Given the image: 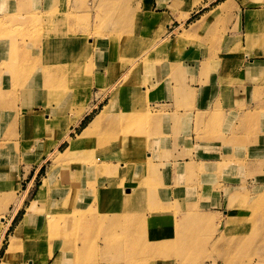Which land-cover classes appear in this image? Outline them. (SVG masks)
Instances as JSON below:
<instances>
[{"label":"rangeland","instance_id":"obj_1","mask_svg":"<svg viewBox=\"0 0 264 264\" xmlns=\"http://www.w3.org/2000/svg\"><path fill=\"white\" fill-rule=\"evenodd\" d=\"M45 1L49 5L47 10L33 12L29 8L32 0H0V78L14 80L13 98L16 106L21 103V90H26L25 88L32 84L43 95V112L38 114L31 110L32 112L23 116L22 125L25 128L29 125L36 130H42L40 126L43 120L48 118L47 115L55 121L56 125L51 131L58 128L60 134L52 136L41 134L40 131V137L45 136L47 139L43 152L50 160L47 166L50 164L64 166V169L71 165H80L87 171L97 166L99 160L105 163L109 159L103 167L113 169L124 164L119 185L121 194L118 197V191L114 192L116 189L112 188L113 194L107 189L94 205L85 206L83 199L87 194L80 181H83L85 176L91 178L93 172L88 176L87 172L83 173L80 181L78 178L81 189L75 192L73 198L66 204H59L65 200L62 196L61 200L54 199L52 186L47 194L48 202L40 206L39 212L45 210L41 225L37 221L39 218L37 215L28 234L23 235L27 239L29 236L40 234V242L36 238V245L31 239L28 248L24 250L20 247L19 254L17 253L12 264H30L29 261L32 260L36 264H264V190L255 188L253 191L248 185L246 190V186L242 185L243 189L237 188V191L229 196L226 193L220 205L215 192L210 193L214 190L213 183L209 184L212 187L206 193L207 196H199L185 202L178 197L179 192L166 200L152 198L149 194L152 183L142 180L144 186L142 188H146L144 193L131 197V202L127 199L129 195L126 198L125 182L129 171L134 168L140 170L142 166L145 170L150 168L152 110L144 107L149 105L148 98L157 88L156 82L150 77L154 75L157 63L165 60L162 49L168 46L170 41L174 52L180 54L184 47L196 43V37L191 36L190 31L185 29L183 33L176 35V32L167 36L161 43L160 33H163V28H156V33L149 30L143 14H137L136 9L131 6L132 0ZM222 1L224 0H219ZM10 5L11 8H5ZM202 13L204 12L196 14L191 21ZM262 14L264 15V12ZM159 23L157 19L150 21V24ZM207 35L209 36L206 39L207 43L219 42L214 37V30H210ZM254 35L264 40L263 28L255 29L252 36ZM132 36L136 37V42L139 39L142 51H148L147 53L140 55L130 53L128 45L132 41L130 39ZM252 36H248L249 40ZM101 38H108L110 49L113 51L119 49L121 44L126 51L124 54L116 53L111 56L107 69L108 79L106 85H103V91L108 87L112 90L110 101L116 94L117 101L109 113L108 122L101 129L102 134L97 131L93 139L74 155L64 154L69 147L68 140L53 152V147L50 146L52 140H61L66 134H70L69 127L73 124L79 125L77 130L70 134L72 138H76L109 100L108 98L100 104L91 105L93 97L91 75L94 64L90 48ZM63 39L64 45L68 44L66 48L68 53L70 49H76L75 55L61 53L65 48L58 46ZM158 41L160 43L157 45ZM76 42L78 46L74 48L73 43ZM53 44H57V47ZM159 56L163 59L161 60ZM62 57L68 59L64 67L59 65ZM44 66H47L50 72L55 68L56 77H50L48 80L40 77ZM126 88L132 89L134 99L142 95L146 97V101L142 102L140 112L130 106L128 112L118 118L117 112L123 109L118 101L122 90ZM98 95V100L105 99L102 92ZM26 96L27 94L25 98ZM129 101L132 102V99L129 98ZM95 107L97 108L93 110ZM50 109H55V112L51 113ZM78 110H82L80 115L76 113ZM88 112L91 113L85 118L84 114ZM69 114L74 116L69 117ZM209 121L210 124L200 128V133H213L215 129L220 131L219 124L212 122V118ZM259 121L256 116L253 119V127L246 129L250 135L257 134ZM14 131L15 137H18L16 128ZM211 136L212 134L209 135ZM32 137L35 138L33 142H37L38 137L36 138V135ZM1 153L3 151H0ZM155 170L157 169L153 166L152 171ZM189 171V184L197 185L199 181L197 179L203 172L202 168ZM70 174L75 177L77 173L72 171ZM45 175L44 167L32 184H30L32 181L27 180L17 195L6 196L7 201L4 200L3 205L5 206L8 201L9 205L4 211L0 210V237L4 234V244L0 246V264L15 235L16 227L34 200ZM151 176L154 178L155 172ZM65 182L63 180V183ZM75 184L76 182L73 188ZM67 188L64 190V187L58 184L53 190L62 195ZM26 190L28 196L21 203ZM98 193L97 191L96 194ZM49 200H52L54 206L59 207L57 213L47 209ZM116 207L132 208V213L119 214L112 219L113 221L101 214L104 210ZM104 219L107 226L103 228ZM4 224H9L7 231H4ZM115 236L120 237L118 239ZM61 246L73 251L56 260Z\"/></svg>","mask_w":264,"mask_h":264},{"label":"crops","instance_id":"obj_2","mask_svg":"<svg viewBox=\"0 0 264 264\" xmlns=\"http://www.w3.org/2000/svg\"><path fill=\"white\" fill-rule=\"evenodd\" d=\"M32 1L29 8L33 12L48 9L47 1ZM59 1L61 0H57ZM226 4L228 9L223 10L221 7ZM263 4L264 0H224L222 2L219 0H132L131 6L136 9L137 14H143L144 22L147 23L149 30L156 33V28H163V33H160L162 34L161 43L167 39V36L176 32V35L183 33L185 29L190 31L191 36H195L197 41L192 46L184 47L180 54L174 52L170 41L168 46L162 49L165 62L157 63L154 75L150 77L156 82L157 88L148 98L149 105L144 107V109L152 110L150 112L153 125L149 146L150 168L145 170L142 166L140 170L134 168L129 171L125 182L126 198L129 194H132L134 198L135 195L144 193L146 188H142L144 187L142 180L152 183L151 193H149L152 198L166 200L179 192L178 197L185 202L199 196H207L206 193L212 187L209 184L213 183L214 190L210 193L215 192L220 205L226 193L229 196L235 193L237 188L243 189L242 185L246 186V190L248 186L253 191L255 188L264 190V40L257 35L252 36L255 29L263 28L264 30ZM11 7L12 5L5 8ZM218 9H221L218 12L219 15L218 13L214 15L213 13ZM201 12L204 13L191 21ZM257 15L259 17L262 15L261 19L250 24L251 18ZM214 17L216 18L213 21ZM154 19L160 23L150 24V21ZM210 30H214V37L218 39V43H207L206 39L209 38L207 33ZM248 36H252L251 40ZM130 39L132 40L128 39L130 53L140 55L148 52L142 51L141 43L139 39L136 42L135 36ZM109 43L108 38H101L90 48L94 64L91 75L93 84L91 105L100 104L111 97L112 90L109 87L103 91V85H106L108 79L109 61L116 53H126L122 44L119 49L116 48L113 51ZM159 43L160 41L157 45ZM73 44L74 48L78 46L77 42ZM53 46L57 47V44ZM58 47L65 48L61 52L63 55L71 56L76 53V49H70V54L68 53L66 50L68 44L64 45V39L60 41ZM159 58L163 59L160 56ZM66 62L68 59L62 57L59 65L64 67ZM116 82L117 79H115ZM14 85L13 79L0 78V151H3L0 154V201H2L0 210L2 211L9 205V201L5 206L3 205L9 195H17L22 189V184L27 180L32 181L30 183L32 184L36 175L44 167L46 168V175L43 177L45 179L51 167V164L47 166L49 158L43 155L47 145L45 136L40 137V129L36 130L29 125L25 128L22 125L23 116L29 114L31 110L38 114L43 112V95L32 84L25 88L26 90H21V103L16 106L13 98ZM100 92L105 95L102 101L98 100ZM131 93V88L122 90L118 103L123 106V109L117 112L118 118L126 114L130 106L140 112L139 108L146 101V97L142 95L134 99ZM25 94H27L26 98ZM127 98L128 100L131 98L132 102H128ZM109 103L110 98L106 105ZM259 105L263 107H258ZM91 112L85 113L84 117L86 118ZM256 116L260 120L258 132L256 135L253 133L250 135L246 129L253 127V119ZM211 118L212 122L219 124L220 131L215 129L213 133H200V128L210 124ZM78 127L79 125H71L69 133L72 135ZM15 128L18 131V137H15ZM210 134H212L211 137H209ZM35 135L36 138L38 137L37 142H33L35 138L32 136ZM248 139L250 140L247 141ZM54 150L55 148L52 149L53 152ZM107 160L109 162V159ZM99 162L92 170L86 171L87 176L93 172L94 177L93 175L91 178L85 176L82 181L87 194L83 199L85 206L94 205V197L90 196L95 195L100 189H108L112 194L118 191V197L121 194L119 185L124 164L113 169L103 167L102 161L99 160ZM153 166L157 170L152 171ZM63 167L56 175L52 188L54 191L52 196L58 200H61L62 195L53 189L58 184L66 188L68 182L73 179L70 177L72 171L76 174L85 170L80 165H71L64 169ZM200 168L203 172L197 179L199 180L197 185L189 184V169L194 171ZM153 172L156 175L154 178L151 176ZM67 179L69 181H66ZM63 180L66 182L63 183ZM112 188L116 190L113 192ZM27 196L26 190L21 203ZM36 196L29 207L35 203ZM36 205L39 206V204ZM131 213L132 208L116 207L108 211L104 210L101 214L112 220L119 214L131 215ZM44 214L45 210L37 214L40 217V225ZM104 221L103 228L107 226L105 219ZM8 226L9 224H4V231H7Z\"/></svg>","mask_w":264,"mask_h":264},{"label":"bare ground","instance_id":"obj_3","mask_svg":"<svg viewBox=\"0 0 264 264\" xmlns=\"http://www.w3.org/2000/svg\"><path fill=\"white\" fill-rule=\"evenodd\" d=\"M221 8L223 10H226V9H228V6L226 4V5H223ZM219 11H221V9L220 10L219 9L216 10V12H214L213 14L216 15ZM261 17H262V15H261ZM261 17H259V15H257L256 17H252L251 20H250V24L253 21H255V20H257V19H259ZM43 69H44V71L40 74V77H43L46 80L50 79V77H53V78L56 77L57 73L54 71L55 68L51 72H50V70H49V68L47 66H44ZM58 71H60V70H58ZM60 73L61 72H59V74ZM60 77H62V76H60ZM116 101H117V94H116V97H115V95H113V98L111 99L110 103L107 104L101 110V112L91 121V123L89 124V126L86 127L80 133V135H77L76 138H72L70 134H66L61 140H58V139H55L54 141L52 140V142L50 143V146L53 147V148H55V149L61 148V145L65 141L68 140L69 147L64 152V154H67V155H70V156L71 155H74V153L76 151H79L81 148H83L85 145H87V143L90 142V140L93 139L94 134H96L97 131L99 133L102 132L101 129H102V127L104 125H106V122H108L109 113L112 110V108H113V106H114V104H115ZM50 112L51 113H54L55 112V109H50ZM81 112H82V110H78L76 113L78 115H80ZM131 115H132V111L130 112V116ZM47 116H48V118L45 119L46 121L43 120V122H42V124L40 126V128H42V130H40L42 132L41 134H48V135L51 134L52 136H54L56 134L55 136H57V134H60L61 131H58V128H54L55 131H57L56 133H54L55 131H53V132L51 131V128L52 127H55L56 123H55V121L52 118H50V115H47ZM59 122H61V120ZM106 140H108V139H106ZM105 163L102 162V165H104ZM60 168L61 167H59L58 165H52L50 167V169L48 170V174H47L46 178L43 180V183H42L41 187L39 188V192H38V194L36 196L35 203H33V205L31 207H28L27 208V211L25 212L21 223L19 224L18 227H16L15 235H14V237H13V239H12L9 247L6 249L3 258L1 259V264H12L13 261H14L15 256L17 255V253L19 254L18 251H19L20 247L21 248L23 247L24 250H25V248H28L29 242H31V239H33L35 241V239L37 238L38 239V242H40V234H38L37 236H29L27 239L24 238L23 235H27L28 234L27 233L28 230L30 228H32V225H33V223H34V221H35V219L37 217V213L40 210V205L44 206L48 202V196H47V194L49 193L51 187L54 185V180H55L56 175L58 174ZM83 173H86V170H84L83 172H78L75 177H73V175L70 174V177H73V179H71L70 181L68 179L70 185L68 186V188L66 187L67 190L62 194V197H64L65 200L62 203H59V204H66V203H68L73 198L74 193L77 192V191H79V189H81V187H79V181L81 180L80 176ZM78 178H79V181H78ZM75 182H76V184H75V187L73 188V184ZM80 182H82V181H80ZM64 190H65V188H64ZM105 190H107V189H104V190L103 189H100V190H98V192H99L98 194H95V195L92 196V198L94 197V202L100 200L103 197V195L105 194ZM64 194H66V195H64ZM131 197H132V194H129V197H128V201L129 202H131L130 201L131 200ZM54 199H56V198L54 197ZM127 202H125V203H127ZM36 204H39V206H37ZM18 206H17V208H18ZM17 208H16V211L18 210ZM47 209L50 210V212H52V213H57L58 210H59V207H56V205L54 206L52 200H49V203L47 204ZM37 221L40 222V217L37 219ZM77 222H78V220H77ZM75 223H76V221H75ZM70 225H71V223H70ZM119 237L120 236H115V238H118V239H119ZM3 239H4V234H2L1 237H0V246L3 243ZM35 243L37 245V241H35ZM72 251H73V249H71V250H70V248L65 249V247L61 246L60 247V251H59L60 254L58 255V258H56V260L61 259L64 256V254L69 255ZM29 263L30 264H36V262L33 261V260L32 261H29Z\"/></svg>","mask_w":264,"mask_h":264},{"label":"trees","instance_id":"obj_4","mask_svg":"<svg viewBox=\"0 0 264 264\" xmlns=\"http://www.w3.org/2000/svg\"><path fill=\"white\" fill-rule=\"evenodd\" d=\"M85 127V126H84Z\"/></svg>","mask_w":264,"mask_h":264}]
</instances>
